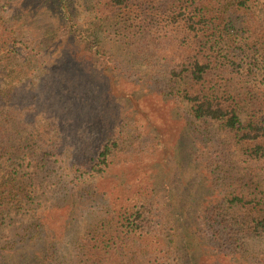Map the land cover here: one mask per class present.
<instances>
[{
	"label": "trees",
	"instance_id": "obj_1",
	"mask_svg": "<svg viewBox=\"0 0 264 264\" xmlns=\"http://www.w3.org/2000/svg\"><path fill=\"white\" fill-rule=\"evenodd\" d=\"M257 2L0 0L4 264H264L251 246L264 242V204L245 195L251 185L264 194ZM140 67L152 69L144 81L133 75ZM133 85L176 104L190 128L191 162L212 192L187 219L133 173L82 186L122 158L139 168L159 151L144 120L108 110L107 97L129 101ZM234 151L249 169L238 184L226 171ZM78 216L82 233L64 241Z\"/></svg>",
	"mask_w": 264,
	"mask_h": 264
},
{
	"label": "rangeland",
	"instance_id": "obj_2",
	"mask_svg": "<svg viewBox=\"0 0 264 264\" xmlns=\"http://www.w3.org/2000/svg\"><path fill=\"white\" fill-rule=\"evenodd\" d=\"M79 7V5H78ZM256 7L260 14L264 16V0H258ZM81 11V9H79ZM81 20L88 21L89 14L81 13L79 15ZM152 69H147L145 67H140L137 71L133 73L136 75L135 78L140 81H144L148 75H150ZM146 81V80H145ZM142 85V84H141ZM138 85L132 86L131 88H125V92H129L127 98L128 100H118L115 96H108L106 104H108V110L116 111V108H120L124 114L129 117H140L146 123L145 126V136L147 140L154 141L158 143L156 153L153 159L154 162L150 163L151 158L147 160L142 159L145 162L141 167H135L133 164H124L126 158L122 162L115 163L109 170H107L102 175H96L93 179L83 182L82 186L94 183L99 189L108 187L111 182L116 184L119 182L120 178L125 177L127 174H135L133 178L137 183L144 186L147 191L153 192L155 198L161 202L165 207L174 206L176 209L185 211V219H187V212H195L199 205L206 201V197L211 196V189L206 188L203 182L199 169L196 168L195 164L191 162L193 157L189 156V151L192 147V138L190 135V128H185L182 123L183 112L177 107L176 104L170 101L158 97L153 91H148ZM106 86V82L102 83V88ZM131 86V85H130ZM100 111V110H99ZM107 112L103 111V115ZM91 127V126H90ZM89 130L83 127L80 136L85 143L88 141L89 136L87 133ZM156 143V144H157ZM161 149V150H160ZM231 160L234 163L233 169L231 167H226L229 176L233 178L234 184H238V178L244 176L249 169L239 162L241 157L234 151L232 153ZM119 160V161H120ZM141 168V169H140ZM140 169V170H139ZM133 171V172H132ZM223 180V179H222ZM226 184L223 189L229 191L231 187L229 186L230 181L225 180ZM261 189H254L251 185L247 188L246 197L248 199H257L264 204V194ZM199 209V208H198ZM88 209H84L83 214H86ZM24 218H15V226L18 227ZM173 230L175 227L172 228ZM83 231V224L78 216L76 221L71 227L68 228L66 237L64 241L71 240L77 237ZM174 231L169 228L166 233L172 235ZM5 233L8 235L10 230H6ZM64 244V242H63ZM1 245V242H0ZM252 249L256 251H264V242L253 241ZM194 256H197L194 253ZM0 264H4L3 260H0ZM8 264H17L16 262H9Z\"/></svg>",
	"mask_w": 264,
	"mask_h": 264
}]
</instances>
